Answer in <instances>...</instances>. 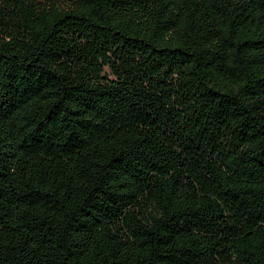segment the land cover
I'll return each instance as SVG.
<instances>
[{
    "label": "trees",
    "instance_id": "1",
    "mask_svg": "<svg viewBox=\"0 0 264 264\" xmlns=\"http://www.w3.org/2000/svg\"><path fill=\"white\" fill-rule=\"evenodd\" d=\"M0 264H264V0H0Z\"/></svg>",
    "mask_w": 264,
    "mask_h": 264
}]
</instances>
